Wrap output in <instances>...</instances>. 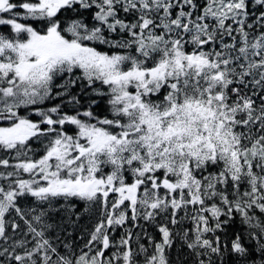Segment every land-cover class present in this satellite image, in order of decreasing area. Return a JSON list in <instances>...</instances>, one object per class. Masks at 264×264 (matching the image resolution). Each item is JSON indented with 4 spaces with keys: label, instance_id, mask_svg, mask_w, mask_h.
Returning <instances> with one entry per match:
<instances>
[{
    "label": "snow or ice",
    "instance_id": "6c2138e0",
    "mask_svg": "<svg viewBox=\"0 0 264 264\" xmlns=\"http://www.w3.org/2000/svg\"><path fill=\"white\" fill-rule=\"evenodd\" d=\"M0 264H264V0H0Z\"/></svg>",
    "mask_w": 264,
    "mask_h": 264
}]
</instances>
